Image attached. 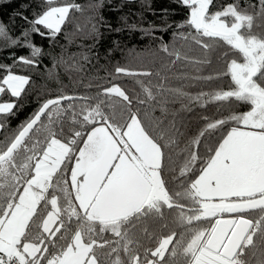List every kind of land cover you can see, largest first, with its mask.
<instances>
[{
    "label": "snow or ice",
    "instance_id": "1",
    "mask_svg": "<svg viewBox=\"0 0 264 264\" xmlns=\"http://www.w3.org/2000/svg\"><path fill=\"white\" fill-rule=\"evenodd\" d=\"M107 2L90 6V51L102 28L121 31L100 14ZM174 2L187 12L174 36L202 58L170 48L153 36L155 26L141 30L161 41L172 65L210 66L193 79L217 82L211 91L192 95L157 84L158 93L136 79L135 96L118 84L94 95L61 92L8 135L32 84L13 68H37L42 55L31 36L71 40L66 25L72 35L85 34L74 23L84 8L74 0H38L31 19L18 13L29 25L21 38L0 23L3 47L31 50L0 64V264H264V0ZM164 23L160 31L172 27L166 16ZM61 63L62 54L53 67ZM119 76L153 73L118 65L113 79ZM164 91L183 99L180 111L211 105L220 115L202 116L206 123L184 143L177 113L168 119V101L157 102L160 117L153 114Z\"/></svg>",
    "mask_w": 264,
    "mask_h": 264
},
{
    "label": "trees",
    "instance_id": "2",
    "mask_svg": "<svg viewBox=\"0 0 264 264\" xmlns=\"http://www.w3.org/2000/svg\"><path fill=\"white\" fill-rule=\"evenodd\" d=\"M74 2L84 8L82 14H76L77 20L74 23H79L84 28L85 34L72 35L75 31L74 27L66 25L71 40L63 35L57 37L55 41L35 34L31 36L32 43L42 48L39 67L16 65L13 68L17 74L31 76L32 84L30 85L31 92L22 97L19 112L9 119L5 135L10 134L11 130H15L26 121L43 101L61 92L68 95H94L100 90L99 86L110 87L112 84H118L129 95L135 96L140 93L139 86L135 84L136 79H142L146 85L158 93L159 90L154 87L157 84H163L165 89L179 88L192 95L201 90L211 91L216 86L215 81L207 83L193 79L197 75H208L212 70L210 66H198L184 60L172 65L170 62L173 58L159 51L161 41L154 39L153 36L162 37L164 43L169 44L170 48L175 46L182 55L186 54L192 59L202 58V52L199 49L195 46L191 49L188 46L181 47L184 41L174 36L175 25L182 22L187 15L186 9L176 4L174 0H133L131 3H125L124 0H109L101 9L100 14L113 29L121 28V31H109L102 28L104 36L94 51H90L92 41L87 38L86 33L91 27L89 20L93 15L90 6L95 4L96 0H74ZM252 2L256 3L257 0H252ZM37 3L38 0H0V23L7 26L11 37L21 38L22 32L29 27L18 13L31 19L36 12L40 11L36 6ZM164 9H168V12L164 13ZM165 16L172 27L167 28V31H160L159 29L166 27ZM125 21L127 25H135V27L123 26ZM150 26H155L157 29L153 36L145 35L141 30ZM81 53L88 54L90 61H84ZM97 53L99 54L98 59ZM61 54L67 63L58 64L54 68L55 60L59 59ZM30 55L31 50L27 47L9 46L5 48L3 42L0 41V64L11 65L15 58ZM118 65L134 71H151L153 76L138 78L119 76L113 79L115 67ZM78 67L80 70H77ZM200 67L203 70L198 72L197 69ZM218 69L219 66H217ZM50 70L56 74L54 78L49 77ZM157 72L160 76L156 75ZM3 74L0 70V76ZM89 84L92 87H87ZM224 87L226 88L227 85ZM165 100L168 101V119H173L171 113H177L175 120L177 127L185 133L184 143L206 123L201 118L202 116L207 115L214 119L220 115L211 105L207 108L193 105V110L190 112L180 111L183 99L174 92L164 91L157 95L156 101L152 102L157 105L153 113L155 116L162 115L157 102ZM139 107L144 109L147 105ZM181 146L183 147V143Z\"/></svg>",
    "mask_w": 264,
    "mask_h": 264
}]
</instances>
